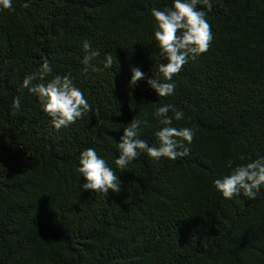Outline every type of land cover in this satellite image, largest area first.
<instances>
[{
    "label": "trees",
    "instance_id": "obj_1",
    "mask_svg": "<svg viewBox=\"0 0 264 264\" xmlns=\"http://www.w3.org/2000/svg\"><path fill=\"white\" fill-rule=\"evenodd\" d=\"M25 2L0 9V264H264V188L254 200H226L213 183L229 161L264 157V0H212L209 50L173 77L167 97L147 85L167 62L151 10L173 0ZM85 40L100 52L94 67L107 54L113 65L86 66ZM45 58L43 82L68 75L91 105L60 130L21 88ZM137 66L145 79L132 85ZM165 104L184 113L173 127L197 130L190 154L141 153L121 171L124 127L141 120V139L154 145V112ZM89 147L122 182L118 193L81 191L79 156Z\"/></svg>",
    "mask_w": 264,
    "mask_h": 264
},
{
    "label": "clouds",
    "instance_id": "obj_2",
    "mask_svg": "<svg viewBox=\"0 0 264 264\" xmlns=\"http://www.w3.org/2000/svg\"><path fill=\"white\" fill-rule=\"evenodd\" d=\"M200 4L206 5L207 11L198 9L197 5ZM212 6V0H173L170 8L151 10L156 25L154 39L162 59L167 61L159 64L156 76L152 75L147 79V85L157 96L173 95L176 86L173 77L190 59H195L209 50L213 33L206 17ZM22 7H30V0L23 3ZM0 9L11 10L12 0H0ZM83 49L85 51L83 63L91 67L92 71L100 72L113 65L112 55L107 54L103 68L94 67L93 62L100 56L99 50H93L87 40L83 42ZM131 71L130 84L135 85L145 79V73L138 66L133 67ZM51 72L50 63L45 58L40 67L24 77L21 88L27 89L38 98L42 110L51 118L52 126L60 130L83 119L91 111V105L68 75H56L46 83L43 82ZM20 105L21 97L17 95L13 98L11 107L19 110ZM170 112L174 115H169ZM154 116L162 125L155 133L154 145L141 139V120L133 119L124 127L118 144L119 155L115 160L121 171L127 169L141 153H146L154 160L162 158L177 160L190 154V149L186 145L193 142L197 130L192 127L172 126L173 119L179 121L184 118L183 111L177 110L172 104H165L155 110ZM227 166L231 172L214 180L215 189L226 200H231L241 193L254 200L261 188H264V157L235 167L229 161ZM78 172L85 181L81 185V191L106 196L110 190L116 193L121 190L122 182L106 161L97 154L95 148L89 147L80 153Z\"/></svg>",
    "mask_w": 264,
    "mask_h": 264
}]
</instances>
